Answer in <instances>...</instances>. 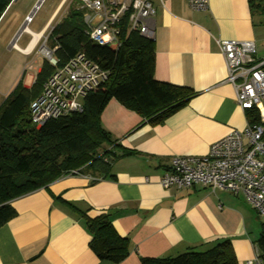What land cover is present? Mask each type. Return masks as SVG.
<instances>
[{
	"label": "crops",
	"instance_id": "crops-1",
	"mask_svg": "<svg viewBox=\"0 0 264 264\" xmlns=\"http://www.w3.org/2000/svg\"><path fill=\"white\" fill-rule=\"evenodd\" d=\"M66 1L33 33L41 36ZM152 1L154 77L194 95L157 122L110 99L100 123L129 153L116 150L104 175L69 173L12 199L16 214L0 226V264H142V257H174L222 238L236 264L258 254L264 215L242 195L202 184L163 187L159 180L173 156H205L214 142L246 127L217 40H252L256 60H264V0H208L203 10L187 0ZM31 39L18 50L27 54L38 40L31 46ZM99 214L130 241L120 262L99 259L90 247L86 218Z\"/></svg>",
	"mask_w": 264,
	"mask_h": 264
},
{
	"label": "trees",
	"instance_id": "trees-1",
	"mask_svg": "<svg viewBox=\"0 0 264 264\" xmlns=\"http://www.w3.org/2000/svg\"><path fill=\"white\" fill-rule=\"evenodd\" d=\"M12 0H0V16ZM48 39L54 55L63 65L77 53L108 70L107 80L83 99V111L50 119L36 128L30 121V102L41 92L53 67L44 60L30 87L18 84L0 105V226L16 211L10 201L53 180L84 169L105 174L116 150V139L100 123L110 99L138 112L142 121L157 122L185 105L194 95L187 86L159 81L154 77V43L137 32L123 28L122 42L101 46L87 34L83 10L70 8L52 26ZM264 69V64L262 66ZM249 123L259 122L254 110L246 111ZM108 157V159H107ZM92 234L90 247L99 259L120 262L130 252V241L120 236L105 214L87 217ZM264 260V222L258 239ZM142 264H236L228 238L205 249L190 248L174 257L140 258Z\"/></svg>",
	"mask_w": 264,
	"mask_h": 264
},
{
	"label": "built area",
	"instance_id": "built-area-1",
	"mask_svg": "<svg viewBox=\"0 0 264 264\" xmlns=\"http://www.w3.org/2000/svg\"><path fill=\"white\" fill-rule=\"evenodd\" d=\"M187 1L194 10H203L208 4V0ZM74 2L81 4L87 34L97 45L118 48L124 27L127 32L154 39L156 10L152 0ZM29 21L27 17L26 22ZM26 32L33 38L32 31ZM217 44L225 60L227 81L235 88L237 104L244 111L254 110L259 122L247 121L244 130L230 131L214 142L205 156H173L159 183L163 187L181 189L202 184L213 191L242 195L258 214L264 215V60H256V46L252 40L219 39ZM11 46L17 49L15 42ZM40 53L53 71L44 81L40 94L29 105V118L36 128L50 119L82 112L85 96L97 90L109 74L82 52L70 57L63 65H59L54 48L47 46L45 41L40 46ZM77 172L72 170L70 173ZM246 264H264V260L258 252Z\"/></svg>",
	"mask_w": 264,
	"mask_h": 264
},
{
	"label": "rangeland",
	"instance_id": "rangeland-1",
	"mask_svg": "<svg viewBox=\"0 0 264 264\" xmlns=\"http://www.w3.org/2000/svg\"><path fill=\"white\" fill-rule=\"evenodd\" d=\"M38 1L12 0L0 16V105L18 84L26 87L33 84L37 71L44 64L40 46L44 41L47 46L50 45L48 36L52 26L65 17L70 8H81V4L67 0L54 16L49 28L44 31L39 41L37 40L35 48L25 54L11 46L13 39L20 48L25 47L31 39V35L26 31L16 35L21 26L25 22L30 31L39 32L61 2V0H41L36 7ZM30 14L31 19L27 23L26 16ZM86 170L84 169L83 172Z\"/></svg>",
	"mask_w": 264,
	"mask_h": 264
},
{
	"label": "water",
	"instance_id": "water-1",
	"mask_svg": "<svg viewBox=\"0 0 264 264\" xmlns=\"http://www.w3.org/2000/svg\"><path fill=\"white\" fill-rule=\"evenodd\" d=\"M40 2H41V0L38 1L36 7L40 4ZM27 17H29V18L31 19V14H30L29 16H27ZM27 17H26V19H27ZM26 26H27V25H26V23L24 22V24L21 26V28L19 29V31L17 32L16 35H20L23 31H25ZM13 42H14V40H13L11 43H13Z\"/></svg>",
	"mask_w": 264,
	"mask_h": 264
},
{
	"label": "bare ground",
	"instance_id": "bare-ground-1",
	"mask_svg": "<svg viewBox=\"0 0 264 264\" xmlns=\"http://www.w3.org/2000/svg\"><path fill=\"white\" fill-rule=\"evenodd\" d=\"M28 19H30V18L28 17ZM27 30H29V29L26 27L25 31H27ZM39 36H40V35L37 34V33H35V35L33 34V37H34V38H32L33 41L31 40L32 43L30 42V43H31V46L35 43V41L38 39ZM29 45H30V44H29ZM17 49H19L18 46H17ZM26 49H27V48H26Z\"/></svg>",
	"mask_w": 264,
	"mask_h": 264
}]
</instances>
